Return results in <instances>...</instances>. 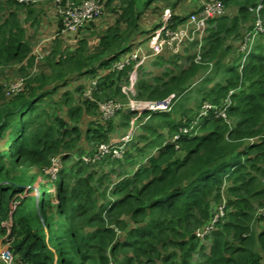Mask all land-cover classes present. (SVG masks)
<instances>
[{"label": "trees", "instance_id": "1", "mask_svg": "<svg viewBox=\"0 0 264 264\" xmlns=\"http://www.w3.org/2000/svg\"><path fill=\"white\" fill-rule=\"evenodd\" d=\"M154 2L103 0L102 8L119 3V10L113 11L115 22L98 38L97 51L86 55L79 49L59 55L52 62L56 71L51 77L52 88L47 90L45 76L36 87L28 82L11 104L0 110V174L6 172L0 180V245L8 246L15 264H52L53 257L59 264H76L63 260L62 254L69 250L77 255V264H110L111 260L116 264H195L194 257L199 253L201 264H264V47L259 48L260 54L249 56L241 71L239 54L232 64H222L230 53L236 52L233 43L240 39L241 30L254 22L249 9L255 8L258 0H224L225 9L233 7L236 12L208 22L200 55L186 57L184 67L167 62L173 68H165L151 82H138V101L151 104L168 100L172 104L169 112L129 109L121 114L120 125L128 127L139 115L154 121L156 127L168 129L169 138L176 136L180 127H189L197 116L185 108L183 102L187 100L179 98L207 68L214 69V75L222 74L223 81L209 86L211 79H197L202 85L197 94L214 107L228 98L232 105L226 111V119H204L196 133L182 135L172 143L163 142L154 156L126 172L111 189L97 191L103 184L90 173L91 164L78 158L58 176L61 181H56L58 202L55 208L51 207L55 211L52 223L45 212L49 205L45 186H38L41 197L35 212L31 205H36L33 188L8 181L9 165L43 169L50 156L74 149L81 131L48 111L57 105L50 98L53 91L66 86L73 75L99 77L98 90L104 93L100 99L121 95L120 83L131 67L103 75L98 71L109 69L129 54L134 44L150 53L147 46L159 26L154 25L147 32L141 30L138 10L155 13L158 8ZM5 4L10 9L16 0H5ZM4 10L0 0V18ZM260 16L264 18V8ZM185 20L186 17L173 18L169 28L175 30ZM137 34L140 36L131 42ZM30 54L17 14L7 12L0 22V67L22 63ZM65 71L71 77L60 85ZM229 92L233 94L229 96ZM62 97L71 121L77 123L82 111L91 112L90 106H74L70 92H64ZM92 108L96 106L93 104ZM173 115L180 119L174 121ZM142 129L156 135L152 126ZM106 131L107 126L95 123L86 130L85 138L106 144ZM148 145L153 148L154 142ZM137 152L142 153L138 149ZM124 157L131 159L130 151L125 149ZM105 160L112 165L120 161L110 157ZM106 189L117 199L98 205L105 198ZM220 209L222 216L215 219ZM28 212H33L35 220ZM123 216H128L132 228L127 227ZM39 218L47 230L45 234L33 225ZM210 225L205 243L196 233ZM255 227H259L257 232Z\"/></svg>", "mask_w": 264, "mask_h": 264}, {"label": "rangeland", "instance_id": "2", "mask_svg": "<svg viewBox=\"0 0 264 264\" xmlns=\"http://www.w3.org/2000/svg\"><path fill=\"white\" fill-rule=\"evenodd\" d=\"M72 1L78 3L83 0ZM142 1L144 2L145 0ZM165 2L166 0H158L156 2L155 5H158L159 8L156 9L155 13H151L150 10H142V12L141 10H138V13H140L138 25L141 30L147 32L151 30V28H153L152 26H154V24L160 21V17L158 18L161 10L160 5H164ZM172 2L175 5L179 4V0H172ZM183 2H181V4H183ZM3 5L5 10L2 13L0 22L1 20H4L6 18V14L9 11H13L17 14L19 24L25 35V39L30 46L31 54L29 58L22 63H12L0 67V110L11 104V99L19 95L28 82L32 83L36 87L38 86V82L45 76L47 90H49L48 88H52L53 85L51 77L54 76V73L56 72L52 62L57 61L59 55L70 54L79 49L83 50L86 55H90L96 52L98 38L114 22L116 13L119 10V3L108 8H102L101 13L97 18L86 23L84 27H82L76 33L63 34L61 33V16L56 13V9L51 6V3L47 0H37L35 3H20V0H16V5H12L10 9L5 4V0H3ZM113 11H115L116 13H114ZM193 12L194 11L186 12L185 14H182V16L187 18ZM235 12L236 8L233 7L225 9L226 14L233 15L235 14ZM253 18L255 20L254 16ZM260 20L263 25V32L258 36L252 47V50L257 54L261 53L259 48L261 46L264 47V18H261ZM253 24L254 22L252 20L250 24L245 25V27L241 30L240 39L233 43L236 49L243 44L244 40L246 39L247 32L251 29ZM181 28V26H177L176 29ZM206 33L207 32L201 33L191 31L188 33L186 39L181 44L174 47L170 51L163 52L155 57H149L148 59H145V61L143 60V62L139 60H136L135 62L129 61L127 67H131V71L120 83L121 95L119 96H109L107 97V99H100V96H104L102 90H98L100 78H94L93 75L89 74L80 76L73 75L71 77L70 72L67 73V71H65L66 74L62 79H60V85L65 83L67 81V78H71L68 80L66 86H60V88H58L56 92L53 91V94L50 96V98L54 100V102H57V105L51 107L48 111L51 115L57 116L61 120H64L67 126H76V128L81 131V136L76 142L74 149L71 151H60L58 155L50 156L49 164L46 167H43V169L36 166L31 168H16L13 165H9L7 167L9 178L8 181L10 184L13 183L23 188H33L34 192L32 195H34L35 197L34 202L36 203V205H34V203L32 202V211H37V203L39 202L41 197V192L38 191V186L43 185L45 186V194L49 195V205L45 206V212L46 216L50 217V222L52 223L51 216H53V214L55 215V211H51V207L55 208L58 202L56 181L59 178L58 176L60 172H62L64 168L72 166V164L76 163V161L80 157L87 160H92L94 156L99 154L100 147L102 146H113L120 144V142L129 140L126 144V150L130 151L131 159L122 156L120 159H118L120 160L119 163H116L114 165L110 164L111 161L109 160L103 161L104 157L96 162H89L88 164H91L92 166L91 169L89 168L90 173H92L94 179H99L100 183L103 184L102 187L96 188V190L98 189L97 191H99V188L104 189L105 187L111 189L114 184H116L117 181L124 176L126 172L131 171L132 169H134L133 167L139 164H145L148 157L154 156L156 154L155 149L159 148L163 142H173L174 136L172 138H169L168 129L161 128L159 126L156 127L155 122H152V120L147 117L140 118V116L138 115V119L137 117L134 118L130 122L128 127L121 126V114H126L129 109L141 110L143 108H146L145 101H138L136 99L138 82L140 80L147 83L151 82L152 78L161 75L164 72L165 68H173V66L169 65L167 62H173V64H177L183 67L186 66V57L197 56L201 54V46L204 44ZM139 36V34L135 35L131 42ZM153 48V43H151L149 45L150 53L153 51ZM53 54L55 55L53 56ZM52 56L54 57L53 60ZM237 57L238 52L236 50V52L230 53V55L224 60L222 64L230 65ZM160 60L162 61V65L160 64ZM113 64L115 63H112L109 69L99 70L98 74L103 75L109 72H113ZM115 72L118 73L120 71ZM206 78L211 79L212 83L209 86H212L215 83H222L224 76L222 74L214 75V69L207 68L199 74L197 79L203 80ZM197 79L196 81H194V83L191 84L190 90L186 91L185 94H183L179 98L181 99L180 101L187 100L183 102V104L185 105V108L192 109V112L194 114H199L202 111V106L206 104V100H204L197 94V91L202 88L201 80L198 82ZM92 81L96 82V87L92 91L91 100H89L86 98L85 94L90 89ZM66 91L71 93L72 98H70V102L74 106H79L83 109L87 106L91 107L90 113L82 111L77 123L69 119V116L67 115V107L63 105L62 96ZM160 102L167 103L169 101L166 100ZM93 104L96 106V108H92ZM101 104H113V106H118L120 108V111L113 118L104 120L101 116V113L99 112V105ZM162 104L163 103H161L160 106H162ZM171 105L172 104H170L169 109L166 111L156 112L154 109L155 106H149V109H154L151 111H155L156 114L163 112L167 113L169 112ZM172 117L174 121H178L180 119L177 115H173ZM95 123H99L102 126H107V131L104 134V137L108 140L106 144H100V142L87 140L85 138L86 130L93 126ZM182 123H186V120H183ZM142 126L154 127L156 135L152 134L150 131H144L142 129ZM185 128L186 127H180L178 131H182ZM157 135H160L161 138L157 137ZM144 139H147L148 141H143ZM150 141L154 142L153 148L148 145ZM251 143L252 141L249 142V144ZM137 149L139 151H142V153H138ZM86 154H90L89 157H84ZM66 156L67 159L64 161L63 157ZM66 172L67 171H64V174H66ZM5 174V171L0 174L1 181L3 180ZM100 178L103 182H101ZM59 180L61 181L60 178ZM97 184H99V182ZM107 190L108 189H106L105 191V198H101V202L98 205L105 204L107 202H110L111 200L117 199V197H114L112 194L110 195V193H107ZM28 216H30L32 220H35L36 218L33 212H28ZM122 219L125 220L128 228L133 227V224L129 221L128 216H123ZM33 225L41 229V234L46 233L47 230L44 228V225L41 222L40 218L38 219V221H33ZM258 228L259 227H255L254 231L257 232ZM117 235L118 240L122 241V238H120V232H117ZM200 240L205 241L204 239ZM205 243L207 242L205 241ZM76 244L79 245V242H76ZM208 246L209 244L204 249L205 253L207 252ZM161 254H164V251H161ZM62 257L66 262L69 260L73 263H78L77 255L73 253V250H69L68 253H63ZM194 258L195 259L193 263L195 264H201L203 261L202 259H200L201 253L196 254ZM122 259L123 257L122 255H120L118 257V260L121 261ZM52 264H59V260L56 259V257H53ZM110 264H116V262L111 260ZM158 264L161 263L159 262Z\"/></svg>", "mask_w": 264, "mask_h": 264}, {"label": "built area", "instance_id": "3", "mask_svg": "<svg viewBox=\"0 0 264 264\" xmlns=\"http://www.w3.org/2000/svg\"><path fill=\"white\" fill-rule=\"evenodd\" d=\"M36 1L37 0H20V3H35ZM47 1H49L56 9V13L61 16V33L74 34L84 27L86 23L100 15L103 0H83L78 3L73 2L72 0ZM263 8L264 0H258L256 7L249 9L252 16L255 17V20L253 26L247 32L246 39L244 40L243 44L237 48L238 54L241 58L239 67L240 69L246 63L249 56L253 53V44L257 40L258 36L263 32V25L260 20V12ZM224 14V0H199L198 8L186 18L184 23L181 25V29L172 30L168 26L157 29L154 31L149 41V45L153 43L154 46L151 53L146 54L142 45L138 43L134 44L129 54L122 56L119 61L113 64V71H122V69L127 67L129 61L135 62L136 60H139L143 62V60L145 61V59H148L149 57H155L158 54L172 50L186 39L189 32H206L208 28V22L215 18L221 17ZM97 79H99V77ZM95 87L96 82L92 81L90 89L85 94L87 99L91 100L92 91L95 89ZM231 94L232 92H229V95ZM161 103H163L162 106H160ZM151 105L155 106L154 109L156 112H160L168 110L170 102H155L151 104L146 103V108L143 109L150 110L149 106ZM229 106V99L225 100L223 104L218 107H214L209 103L204 104L202 106V111L192 120L191 125L183 129V132L179 131V133L173 137V142L179 140L182 135H189V133L192 131L196 133V128L199 126V124H201V122L204 121V119H226V111ZM119 111L120 108L118 106H113V104L99 105V112L101 113V116L104 120L113 118ZM210 112L211 115L209 114ZM127 141L129 140L122 142L118 146H102L100 147L99 154L94 156L92 160L82 158V161L88 164L91 161L96 162L102 157H110L111 159L118 160L124 156ZM221 210L222 209H220V214L216 216L215 219H217L219 216H222ZM211 229L212 225L206 227L202 232H197L196 236L200 239H204ZM0 263L15 264L14 258L8 246L6 245H0Z\"/></svg>", "mask_w": 264, "mask_h": 264}, {"label": "crops", "instance_id": "4", "mask_svg": "<svg viewBox=\"0 0 264 264\" xmlns=\"http://www.w3.org/2000/svg\"><path fill=\"white\" fill-rule=\"evenodd\" d=\"M157 1L158 0H155L153 6L156 4ZM181 2H183V4H181ZM198 3H199V0H179V4L175 5V4H173L172 0H166L164 5L163 4L160 5L161 10H160V13L158 15V18L160 17V21H158L154 25H158L159 26L158 29L163 28V27L168 26V25H171V24H173L171 22V20L173 18L182 19V18H184L182 16V14H185L186 12L195 11L198 8ZM154 7L159 8L158 5H155ZM114 22H115V20H114ZM147 50H149V45L147 46Z\"/></svg>", "mask_w": 264, "mask_h": 264}, {"label": "clouds", "instance_id": "5", "mask_svg": "<svg viewBox=\"0 0 264 264\" xmlns=\"http://www.w3.org/2000/svg\"><path fill=\"white\" fill-rule=\"evenodd\" d=\"M172 25H173V24H172ZM168 27H169V25H168ZM159 29H160V28H159ZM237 52H238V51H237ZM254 52H255V51H253L252 54H255V53H256V52H255V53H254ZM239 58H240V55H239ZM240 59H241V58H240ZM247 61H248V60H247ZM247 61H246V62H247ZM244 65H245V64H244ZM244 65H243V66H244ZM239 67H240V62H239ZM241 69H242V68H241ZM241 69L239 68L238 71H241ZM232 94H233V92H232ZM232 94H231V95H232ZM231 95H229V96H231ZM227 99H228V98H227ZM227 99H226V100H227ZM231 105H232V104H231V102H230V106H231ZM230 106H229V107H230ZM227 110H228V109H227ZM163 113H164V112H163ZM213 119H214V118H213Z\"/></svg>", "mask_w": 264, "mask_h": 264}]
</instances>
